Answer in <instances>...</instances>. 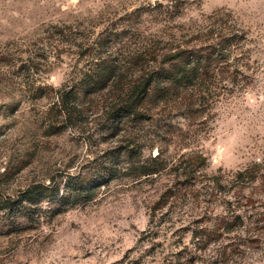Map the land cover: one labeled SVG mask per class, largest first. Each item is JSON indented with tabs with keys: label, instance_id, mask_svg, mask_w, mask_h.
Instances as JSON below:
<instances>
[{
	"label": "rangeland",
	"instance_id": "374dc122",
	"mask_svg": "<svg viewBox=\"0 0 264 264\" xmlns=\"http://www.w3.org/2000/svg\"><path fill=\"white\" fill-rule=\"evenodd\" d=\"M158 1L181 7L177 23L201 22L220 9L229 12L248 36L251 79L227 85L229 91L213 87L208 103L189 104L190 111L181 105L153 117L144 126L151 149L144 150L143 160L158 152L166 161L201 154L206 162L200 174L209 176L262 159L264 0H0V264H264L263 239L245 249L231 246L226 260L216 258L215 245L239 242L236 233L195 250L192 236L214 218L205 214L200 198L188 194L167 214V207L154 213L151 207L167 185L164 172L138 180L122 176L90 202L57 215L46 204L31 209L28 218L10 211V201L30 181L112 145L102 126L50 135L37 117L48 100H35L32 89H58L82 64L50 28L77 27V42L84 36L98 39L110 19ZM253 197L252 213L263 219L264 192ZM259 227L264 230L263 223Z\"/></svg>",
	"mask_w": 264,
	"mask_h": 264
},
{
	"label": "trees",
	"instance_id": "16d2710c",
	"mask_svg": "<svg viewBox=\"0 0 264 264\" xmlns=\"http://www.w3.org/2000/svg\"><path fill=\"white\" fill-rule=\"evenodd\" d=\"M180 12L176 2L149 3L107 21L104 37L84 36L78 42L73 37L77 27L50 28L49 34L65 39L82 64L60 88L32 89L35 100H48L37 117L50 135L102 126L112 145L76 166L59 167L30 181L16 201L9 200L12 214L28 218L31 209L46 204L57 215L90 202L122 176L138 180L164 172L167 185L151 207L154 213L167 207V214L190 194L214 217L192 236L195 250L236 233L239 242L215 245L216 258L226 260L231 246L245 249L264 240L259 227L264 218L252 213L253 195L264 192V155L236 172L209 176L200 174L206 162L201 154L166 161L158 152L143 160L144 150L151 149L144 126L153 117L206 104L216 93L213 87L229 91L227 85L251 79L248 36L229 12L216 10L201 22L186 24L175 21ZM213 205L220 207L218 214Z\"/></svg>",
	"mask_w": 264,
	"mask_h": 264
}]
</instances>
